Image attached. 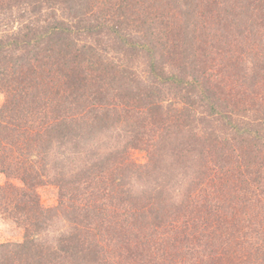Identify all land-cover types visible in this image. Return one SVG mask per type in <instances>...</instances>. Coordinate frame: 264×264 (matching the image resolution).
I'll list each match as a JSON object with an SVG mask.
<instances>
[{"label":"trees","instance_id":"16d2710c","mask_svg":"<svg viewBox=\"0 0 264 264\" xmlns=\"http://www.w3.org/2000/svg\"><path fill=\"white\" fill-rule=\"evenodd\" d=\"M0 95V264H264V0H0Z\"/></svg>","mask_w":264,"mask_h":264},{"label":"rangeland","instance_id":"374dc122","mask_svg":"<svg viewBox=\"0 0 264 264\" xmlns=\"http://www.w3.org/2000/svg\"><path fill=\"white\" fill-rule=\"evenodd\" d=\"M2 96L0 95V105ZM133 158L141 163L144 162V157L140 154H133ZM4 179L0 176V185ZM40 201L44 206H53L56 202L55 191L52 188L44 187L38 190ZM22 239V232L8 221L0 219V243L17 242Z\"/></svg>","mask_w":264,"mask_h":264}]
</instances>
